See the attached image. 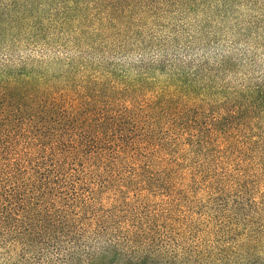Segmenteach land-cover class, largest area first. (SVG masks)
Here are the masks:
<instances>
[{"label":"trees","instance_id":"1","mask_svg":"<svg viewBox=\"0 0 264 264\" xmlns=\"http://www.w3.org/2000/svg\"><path fill=\"white\" fill-rule=\"evenodd\" d=\"M198 1L0 0V264H264L234 216L264 185L251 111L195 36L138 30Z\"/></svg>","mask_w":264,"mask_h":264},{"label":"rangeland","instance_id":"2","mask_svg":"<svg viewBox=\"0 0 264 264\" xmlns=\"http://www.w3.org/2000/svg\"><path fill=\"white\" fill-rule=\"evenodd\" d=\"M196 3L198 7L181 20L177 15L163 13L154 20L150 19L148 26L138 30L143 37L151 34L164 37L168 31H178L183 45L187 40L191 41V38H187V34H190L195 36L192 43L196 51L194 58L205 51L213 67L223 59L221 65L215 66L213 73H204L209 77L205 81L216 89L213 98L217 100L226 96L233 99L234 103L248 108L251 113L250 119L243 120L244 133L248 137L254 135V139L264 142V101L245 102L244 98L258 86L264 88V0H201ZM178 22L183 26L181 29H176ZM25 52L24 49L20 54ZM138 58V53L134 51L126 56V61L133 62ZM263 187L261 182L256 183L244 197V200L251 199V204L236 210L234 215L238 224L243 217L249 221L250 216H254L250 221L251 235L260 239L251 250L254 258H264ZM257 207L259 209L256 214L254 210Z\"/></svg>","mask_w":264,"mask_h":264}]
</instances>
